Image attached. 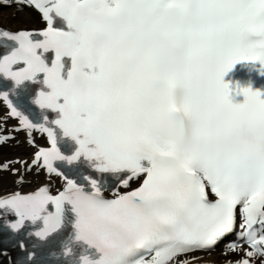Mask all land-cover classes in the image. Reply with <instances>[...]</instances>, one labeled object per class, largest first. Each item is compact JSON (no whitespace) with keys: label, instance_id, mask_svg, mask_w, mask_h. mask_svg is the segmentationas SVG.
I'll use <instances>...</instances> for the list:
<instances>
[{"label":"snow or ice","instance_id":"obj_1","mask_svg":"<svg viewBox=\"0 0 264 264\" xmlns=\"http://www.w3.org/2000/svg\"><path fill=\"white\" fill-rule=\"evenodd\" d=\"M0 6L40 25L0 27V144L31 148L0 163L4 264H207L232 233L223 264H264V147L238 136L264 132V93L224 79L264 65V0Z\"/></svg>","mask_w":264,"mask_h":264},{"label":"bare ground","instance_id":"obj_2","mask_svg":"<svg viewBox=\"0 0 264 264\" xmlns=\"http://www.w3.org/2000/svg\"><path fill=\"white\" fill-rule=\"evenodd\" d=\"M0 25L8 27L9 29H16L18 27H27L31 28L38 25V19L35 13L29 10L17 12L15 7H9L5 10L0 11ZM0 112L2 109L0 108ZM29 149L25 147L24 143H14L12 145H2L0 146V161L6 159L14 158L20 155L28 154ZM42 180L40 175L38 178L35 176H28L24 182L25 186L32 187L34 182ZM13 177L8 173L4 172L0 174V193L4 192L7 188L13 189ZM224 249L219 248L214 253H211L209 256L205 257V260H215L222 261L224 260ZM0 264H4L3 258L0 259Z\"/></svg>","mask_w":264,"mask_h":264},{"label":"clouds","instance_id":"obj_3","mask_svg":"<svg viewBox=\"0 0 264 264\" xmlns=\"http://www.w3.org/2000/svg\"><path fill=\"white\" fill-rule=\"evenodd\" d=\"M240 140L247 144L264 147V132L255 128L250 122L243 121L238 132Z\"/></svg>","mask_w":264,"mask_h":264}]
</instances>
